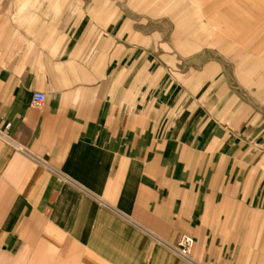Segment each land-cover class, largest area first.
Here are the masks:
<instances>
[{"label":"crops","instance_id":"1","mask_svg":"<svg viewBox=\"0 0 264 264\" xmlns=\"http://www.w3.org/2000/svg\"><path fill=\"white\" fill-rule=\"evenodd\" d=\"M57 2L0 7V264H264L250 92L119 0Z\"/></svg>","mask_w":264,"mask_h":264},{"label":"rangeland","instance_id":"2","mask_svg":"<svg viewBox=\"0 0 264 264\" xmlns=\"http://www.w3.org/2000/svg\"><path fill=\"white\" fill-rule=\"evenodd\" d=\"M118 4L125 11L134 9L139 15L136 21L146 24L147 38L176 42L192 66L184 68L210 62V68L232 78L236 88L247 89L252 95L247 101L264 119V1L119 0ZM16 5L43 11L57 8L58 2L0 0L7 11ZM28 20L20 19L23 24Z\"/></svg>","mask_w":264,"mask_h":264},{"label":"built area","instance_id":"3","mask_svg":"<svg viewBox=\"0 0 264 264\" xmlns=\"http://www.w3.org/2000/svg\"><path fill=\"white\" fill-rule=\"evenodd\" d=\"M46 102V95L41 92H36L33 95V103L37 107H43ZM10 124L6 126V129H9ZM3 135V134H2ZM7 137L6 135H3ZM20 150H25L23 147H18ZM164 245L176 256L181 258L186 262H193L192 254L195 246L194 239L188 234H182L178 241L175 244L165 243Z\"/></svg>","mask_w":264,"mask_h":264}]
</instances>
